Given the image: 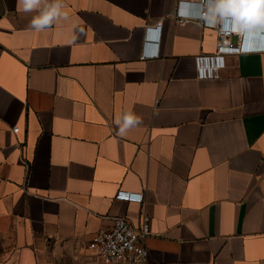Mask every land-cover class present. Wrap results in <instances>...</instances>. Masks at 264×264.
<instances>
[{"label":"crops","instance_id":"1","mask_svg":"<svg viewBox=\"0 0 264 264\" xmlns=\"http://www.w3.org/2000/svg\"><path fill=\"white\" fill-rule=\"evenodd\" d=\"M177 1L64 0L36 31L0 0V264H102L116 217L148 218L146 264H264V52L198 65L217 35Z\"/></svg>","mask_w":264,"mask_h":264},{"label":"built area","instance_id":"2","mask_svg":"<svg viewBox=\"0 0 264 264\" xmlns=\"http://www.w3.org/2000/svg\"><path fill=\"white\" fill-rule=\"evenodd\" d=\"M195 3L198 10L194 13H189L184 7ZM203 0L195 2L178 0L173 17L179 25H184L189 22H197L202 27L212 28L217 35V51L214 57H198L196 62L198 65H203L212 59H224L226 55L239 53L264 52V29L254 31V36L251 37L252 30L244 32L239 24L231 17L224 18L220 22H211L205 20ZM160 23H157V28ZM149 31V30H148ZM250 31V32H249ZM260 36V37H259ZM247 39L258 38L256 44H252ZM233 39L235 42H233ZM246 40V41H245ZM243 44L242 46H240ZM149 41L145 40L143 52L140 59L144 60L153 57L154 53H148L146 48ZM218 76L217 72H206L199 74L201 78H209ZM18 128H13L12 132L17 133ZM117 199L125 201L142 202L143 196L141 193H123L117 194ZM148 218L143 217L140 227H135L127 218L116 217L111 220V227L108 230L102 231L92 236L87 244V249L91 252L96 261L102 264H146L148 260V250L145 247V239L149 234L147 229Z\"/></svg>","mask_w":264,"mask_h":264},{"label":"clouds","instance_id":"3","mask_svg":"<svg viewBox=\"0 0 264 264\" xmlns=\"http://www.w3.org/2000/svg\"><path fill=\"white\" fill-rule=\"evenodd\" d=\"M203 3L205 20L215 23L231 17L244 32L264 29V0H203ZM64 9V0H17L18 11L25 14L37 13L30 21V27L36 31L49 29L57 21L68 20L69 14ZM79 31L82 34L84 30ZM260 34L264 36V33ZM76 39L74 35L73 42ZM142 123L143 120L130 111L115 119L118 135L122 137Z\"/></svg>","mask_w":264,"mask_h":264},{"label":"rangeland","instance_id":"4","mask_svg":"<svg viewBox=\"0 0 264 264\" xmlns=\"http://www.w3.org/2000/svg\"><path fill=\"white\" fill-rule=\"evenodd\" d=\"M5 253V247L1 245V240H0V259L3 257Z\"/></svg>","mask_w":264,"mask_h":264},{"label":"water","instance_id":"5","mask_svg":"<svg viewBox=\"0 0 264 264\" xmlns=\"http://www.w3.org/2000/svg\"><path fill=\"white\" fill-rule=\"evenodd\" d=\"M252 36H254V31H253L252 34H251V37H252Z\"/></svg>","mask_w":264,"mask_h":264}]
</instances>
